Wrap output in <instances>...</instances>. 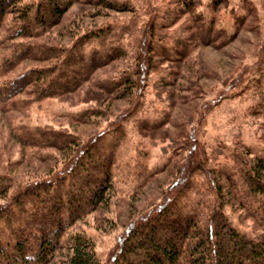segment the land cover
<instances>
[{
    "label": "rangeland",
    "instance_id": "obj_1",
    "mask_svg": "<svg viewBox=\"0 0 264 264\" xmlns=\"http://www.w3.org/2000/svg\"><path fill=\"white\" fill-rule=\"evenodd\" d=\"M41 1L20 3L34 9ZM98 1L58 0L66 5L60 19L43 28L29 26L37 29L32 36L6 39L16 24L13 15L0 27L1 67L12 43H32L58 57L39 58L32 52L1 74L0 85L29 68H59L61 52L77 41L107 34L105 44L120 51L64 94L39 97L40 87L31 80L8 100L12 108L4 109L6 102L0 107V177L9 192L32 182H61L66 168L95 137L122 142L111 187L62 230L46 264H64L68 239L75 233L90 239L100 264L108 263L127 225L160 202L181 171L187 180L203 179L197 169L190 171L189 159L205 155L209 165L213 157L223 164L229 162L230 150L244 152L240 142L262 148L264 0H109L117 7ZM197 13L214 17L209 42L201 38ZM163 37L174 44L175 58L163 52H169L163 49ZM115 79L119 96L98 86ZM147 120L159 124L148 132L140 126ZM50 131L59 139L66 136V143H22L21 137L31 136L49 141ZM245 210L234 198L224 207L233 223L255 233L259 226Z\"/></svg>",
    "mask_w": 264,
    "mask_h": 264
},
{
    "label": "trees",
    "instance_id": "obj_2",
    "mask_svg": "<svg viewBox=\"0 0 264 264\" xmlns=\"http://www.w3.org/2000/svg\"><path fill=\"white\" fill-rule=\"evenodd\" d=\"M21 1L0 0V27L8 16L13 15L16 20L11 27L13 30L6 35L8 40L23 34L35 35L37 29L31 30L29 26L40 24L43 28L44 23L60 19L66 8L58 0H42L34 9ZM98 2L117 7L109 0ZM187 2L183 0V3ZM197 14L201 38L209 42L215 28L214 17L206 19L202 13ZM106 35L77 41L64 55L62 51L59 68H29L0 85V107L6 102L7 106L3 108H12V102L8 100L17 96L31 80L40 87L39 97L58 96L73 89L89 78L95 68L120 52L114 45L105 44ZM163 39V49L169 51L163 52L175 58L174 44L167 43L166 37ZM94 40L96 43L86 49V45ZM11 45L13 50L4 67L0 66V76L11 69L13 63L33 55L32 52L39 54V58H58L51 51L48 54L38 51L32 43ZM116 83L115 79L111 84L101 82L98 86L119 96ZM259 96L263 98L264 94L259 93ZM261 105L264 108V101L259 107ZM147 122L140 126L148 132L159 124L158 121L156 124ZM259 126L264 127V122ZM48 134L49 141L31 136L21 137L22 143L56 147L66 143V136L59 139L53 131ZM259 137L262 148L240 142L244 152L230 150L228 163L216 162L217 157L215 160L213 157L209 165L205 155L189 159L190 171L197 169L204 175L203 179L192 177L187 180V175L181 171L162 200L127 225L108 263L264 264V133ZM118 141L108 137L102 142L95 137L66 168V176L61 182H32L9 192L8 182L4 183L0 177V195L5 196L0 201V264H46L59 246L62 230L87 213L94 201L100 202L104 192L111 187V170L122 152V142ZM201 183L203 189H200ZM231 198L238 206L245 207L246 214L253 216L259 230L249 233L232 222L224 211ZM68 241L69 253L64 264H100L88 237L75 233Z\"/></svg>",
    "mask_w": 264,
    "mask_h": 264
}]
</instances>
